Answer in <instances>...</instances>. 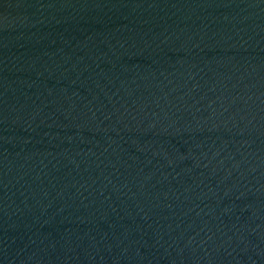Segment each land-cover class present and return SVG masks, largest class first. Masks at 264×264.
<instances>
[{
  "label": "water",
  "instance_id": "obj_1",
  "mask_svg": "<svg viewBox=\"0 0 264 264\" xmlns=\"http://www.w3.org/2000/svg\"><path fill=\"white\" fill-rule=\"evenodd\" d=\"M0 264H264V0H0Z\"/></svg>",
  "mask_w": 264,
  "mask_h": 264
}]
</instances>
